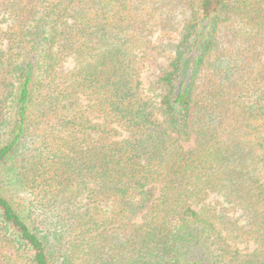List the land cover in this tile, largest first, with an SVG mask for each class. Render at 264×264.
<instances>
[{"label":"trees","instance_id":"trees-1","mask_svg":"<svg viewBox=\"0 0 264 264\" xmlns=\"http://www.w3.org/2000/svg\"><path fill=\"white\" fill-rule=\"evenodd\" d=\"M0 264H264V0H0Z\"/></svg>","mask_w":264,"mask_h":264},{"label":"rangeland","instance_id":"rangeland-1","mask_svg":"<svg viewBox=\"0 0 264 264\" xmlns=\"http://www.w3.org/2000/svg\"><path fill=\"white\" fill-rule=\"evenodd\" d=\"M153 66H154V64H153ZM153 68H154V67H153ZM145 76H146V77H149V79L152 77V75H151L150 72H146V73H145ZM147 81H148V80H147Z\"/></svg>","mask_w":264,"mask_h":264}]
</instances>
